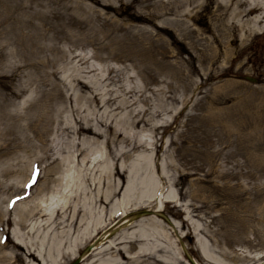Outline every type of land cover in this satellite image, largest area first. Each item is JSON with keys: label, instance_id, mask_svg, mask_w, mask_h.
<instances>
[{"label": "rangeland", "instance_id": "rangeland-1", "mask_svg": "<svg viewBox=\"0 0 264 264\" xmlns=\"http://www.w3.org/2000/svg\"><path fill=\"white\" fill-rule=\"evenodd\" d=\"M244 1L253 4L261 0H193L192 5H186L185 0H0V99L3 87L14 88L29 70L16 68L28 52L40 67L49 54L47 49L37 51L44 44L80 53L98 67L109 59L110 53H116L123 64L135 65L130 73L136 74L142 68L158 71L160 87L171 85L179 99L175 111L183 108L180 126L171 123V114H164L162 127L154 133L144 132L141 148L151 164L147 173L161 186L158 180L161 170L155 172L153 168L152 143L165 150L177 130L182 131L177 140L181 153L174 154L181 166L177 169L168 166L162 188L164 196H173L161 212L173 227L164 223L166 238H160L159 242L166 251L161 253L164 261L160 264H188L182 247L201 264H257L264 259V23L258 24L261 33L250 34L241 44V31L230 28V24L235 21L231 16L233 9L237 5L243 8ZM176 20L186 23L178 26ZM243 48L244 54L233 59ZM108 62L116 67L122 65L119 60ZM72 65L63 57L58 63L59 76L65 78ZM136 84H141L139 76ZM149 87L157 86L152 82ZM34 96L28 87L19 99L8 97L9 101L0 106L3 122L0 127L5 124L2 112L9 125H27L26 120L13 115L22 113L23 98ZM182 99L192 105L190 111L194 113L186 126L188 108L183 107ZM39 112H30L33 119ZM99 115L93 113L90 123L95 125ZM65 117L72 123L68 112ZM28 128L30 141L7 143L0 132V162L4 165L17 162L2 177L0 188V217L4 220L10 210L12 219L9 224L2 223L8 237L19 234V226L13 222L18 219L14 205L30 199L28 205L39 204L52 215L55 210L61 213L60 207L67 200L64 195L71 191L70 187L82 183L93 188L98 181L105 182L99 171L105 166L111 168V157L117 152L105 140L104 128L100 126L101 134L90 145L84 144L85 150L77 159L72 155L77 152L70 148V152L66 150L63 154V160L54 163L49 157L41 160L36 167L38 175L43 174L45 165L57 166L47 173L51 181L45 189L37 190L35 182L32 193H24L29 196L23 198L20 194L17 199L8 200V196L17 195L28 182L34 161L46 149L51 147L56 152L61 145V141H39L32 137L37 128L35 121L29 122ZM46 137L51 139L52 134ZM161 151L156 158L158 166L167 164L171 155V148L164 154ZM82 155L87 163H82ZM93 159L95 162L90 165L89 160ZM99 186L102 188V183ZM95 212L101 214V207ZM39 221L33 219L29 224ZM94 236L78 239L83 243L79 250ZM180 236L183 243H179ZM198 243L213 261L204 259L197 249ZM71 249L76 247L73 245ZM62 260L65 262L60 264H68L74 259L66 254ZM121 262L136 261L124 257Z\"/></svg>", "mask_w": 264, "mask_h": 264}, {"label": "bare ground", "instance_id": "bare-ground-1", "mask_svg": "<svg viewBox=\"0 0 264 264\" xmlns=\"http://www.w3.org/2000/svg\"><path fill=\"white\" fill-rule=\"evenodd\" d=\"M185 2L186 5L193 4V0H185ZM244 2L243 8L237 5L233 9L231 16L235 21L230 24V28L241 31L242 45L250 34L261 33L258 24L264 23V0L253 4ZM237 3L240 4L239 1ZM190 19L192 20V17ZM176 22L178 26L186 23L180 20ZM186 27L189 28L188 25ZM44 46H40L37 51L47 49L49 54L40 63V67L38 61L28 52L21 64L16 66V68L29 69L24 78L14 88L9 85L2 88L5 99L1 96L0 106L4 105V101H9L8 97L11 100L19 99L28 87L33 90L34 97L23 98L21 101L24 104L21 107L22 113L13 115L16 119L26 120L27 125L15 123L9 125L8 119L2 112L5 124L0 127V132L3 141H8L7 143L20 141L19 139L30 141L31 137L26 131L29 130V122L35 121L37 128L32 131V137L38 138L39 141H61V145L56 152L51 147L46 149L40 159L34 161L28 182L17 191V195L8 196L7 198L10 197L8 200L17 199L20 194L23 198L29 196H25L24 193L31 194L35 182L38 183L37 190L45 189L51 181L47 173L57 169V166L45 165L42 169L43 174L38 175L36 167L41 160H46L48 157L53 160L51 163L63 160V154L66 150L70 152V148L77 152V155L72 154L73 158L77 159L85 150L84 144L90 145L101 134L98 131L100 126L104 128L105 140L110 141L117 148V152L114 157L110 155L111 168L105 166L99 171L104 175L105 182L98 181L93 188L82 183L70 187L71 191L68 190L69 193L67 191L64 195L67 200L60 207L63 210L61 213L55 210L54 215L53 212L49 214L39 204L28 205L30 199L24 200L13 207L18 217L17 221L13 222L19 226V234L15 233L8 237L2 230L3 222L7 224L12 222L9 216L10 210H7L8 216L4 220L0 217V264H60L65 262L62 259L66 254L72 259L79 258V264H124L121 262L124 257L136 261L134 264H160L164 261L161 259V253L166 251L159 242L160 238H166L164 223L173 227L161 213L168 202H172L173 196H164L162 188L166 184L168 166H173L175 169L181 166L177 158H174V154L180 155L177 140L180 139L182 131L177 130L165 150L152 143L155 153L153 168L155 172L161 170V175L158 174L161 186L156 185L155 180L147 173L151 164L142 154L144 149L141 148H144V132L154 133L162 127L164 114H171V123L180 126L179 117L183 108L175 111V103L179 99L172 92L170 84L167 88L160 87L158 71L149 72L147 68H142L137 70L136 74H132L130 72L135 69V65L123 64V60L116 53H110L109 59H105L98 67L80 53L72 54L71 50H61L57 45L44 44ZM243 52L244 48L240 49L233 59L240 58ZM13 54L15 55L12 57H15L17 52ZM63 57H67L69 63L74 64L68 69L65 78L59 76L61 66L58 67ZM112 59L121 61L122 65L116 67L109 64L108 61ZM242 60L245 61L246 58ZM242 64L243 62L240 63ZM48 66L49 70H47ZM29 71L33 72L28 73ZM137 76L141 84H136ZM152 82L157 87L150 88ZM181 102L183 107L188 108L185 114L184 126H186L187 122L194 118V113L190 111L192 105L188 106V101L182 99ZM38 110L40 112L33 119L30 112ZM66 112L70 114L72 123L65 117ZM93 113H100L95 125L90 123L92 120L90 116ZM7 116L9 119H14L11 118L12 115ZM2 123L0 117V124ZM171 123L165 125L163 132L171 126ZM49 133L52 134L51 139L46 137ZM170 148L169 162L158 166L156 158L159 151L162 150L164 154ZM109 153H111L110 149ZM127 160L129 163L126 162ZM81 161L87 163L83 155ZM89 161L92 165L95 159ZM15 165L17 162H7L5 165L0 162V188L2 177L10 173ZM80 170L82 169L78 171ZM40 176L43 179L39 181ZM100 183L102 188L99 186ZM172 184L174 185L175 182L172 181ZM82 196V200L79 201ZM118 197L120 198L115 201L114 199ZM97 207H101V214L95 212ZM142 208L147 212L136 217V212ZM158 213L166 219L157 215ZM33 219L41 221L30 225L29 221ZM94 234L95 236L87 244H91L90 250L82 253L84 248L79 250L83 245L81 240H86ZM181 238L182 236L179 237V243H183ZM73 245L76 249L72 250ZM197 247L207 262L213 261L208 257L206 248L202 244L198 243ZM182 251L185 260L186 254L190 256V253L186 247H182ZM193 261L201 264L194 257ZM260 263L264 264L263 258L258 260L257 264Z\"/></svg>", "mask_w": 264, "mask_h": 264}, {"label": "water", "instance_id": "water-1", "mask_svg": "<svg viewBox=\"0 0 264 264\" xmlns=\"http://www.w3.org/2000/svg\"><path fill=\"white\" fill-rule=\"evenodd\" d=\"M147 212V210H143V211H138V212H136V217L137 216H139L141 213H146ZM157 215H161V217H163L164 219H166L162 214H160V213H158ZM168 219V218H167ZM90 246H91V244L90 245H88L85 249H84V251H89L90 250ZM187 255V254H186ZM187 258H188V260H189V262H191L192 264H196L194 261H193V259L190 257V256H187ZM80 261V259L79 258H77L75 261H73L72 263H70V264H78V262Z\"/></svg>", "mask_w": 264, "mask_h": 264}]
</instances>
